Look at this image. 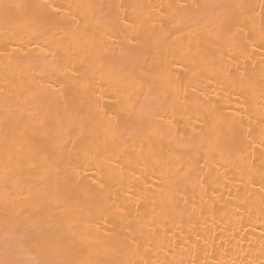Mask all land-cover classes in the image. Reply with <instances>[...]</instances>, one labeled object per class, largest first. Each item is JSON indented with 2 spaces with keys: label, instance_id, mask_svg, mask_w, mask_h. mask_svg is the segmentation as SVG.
Here are the masks:
<instances>
[{
  "label": "snow or ice",
  "instance_id": "snow-or-ice-1",
  "mask_svg": "<svg viewBox=\"0 0 264 264\" xmlns=\"http://www.w3.org/2000/svg\"><path fill=\"white\" fill-rule=\"evenodd\" d=\"M0 20V59L27 58L39 75L0 89V130L28 153L0 173V264H226L208 259L220 189L230 201L239 177L264 196V0H0ZM97 125L103 153L87 131ZM177 217L190 226L180 259L162 232Z\"/></svg>",
  "mask_w": 264,
  "mask_h": 264
},
{
  "label": "bare ground",
  "instance_id": "bare-ground-1",
  "mask_svg": "<svg viewBox=\"0 0 264 264\" xmlns=\"http://www.w3.org/2000/svg\"><path fill=\"white\" fill-rule=\"evenodd\" d=\"M9 4H31L37 3L39 0H5ZM57 2H80V0H57ZM91 2L100 3H157L159 0H91ZM257 3L260 0H256ZM15 23L21 21L22 13L19 10H13L12 12ZM259 20H257V26ZM4 43V32L2 20H0V45ZM15 46V45H13ZM25 52L28 56L33 55H47V52H38L36 48L29 45ZM23 55V54H22ZM121 55L120 47H114L109 49L108 58L115 61ZM35 76L39 79L38 73H29V62L27 58L21 61L19 64L11 63L7 64L3 59H0V89L5 91L16 90L19 91L20 85L26 81L29 76ZM35 87V86H34ZM222 102L221 107L224 109L225 114H235L238 111V105L235 98H229L221 94ZM105 104H112L113 99L111 94L105 96ZM246 115V113L244 114ZM3 121V112L0 111V125ZM245 126H247V119L244 120ZM89 133L94 132V143L100 147L101 153H103L104 144V129L100 126H92L87 129ZM27 151L24 149L23 140L19 134H14L11 130H8L7 135L5 131L0 130V173L5 170L6 165L14 164L15 161L24 157L27 158ZM211 163V162H210ZM91 167V165H88ZM224 171L223 168L220 169ZM230 177L232 173L228 174ZM239 177L233 181V184L227 185L231 188V199L225 188L220 190L225 192L224 199L217 205L218 211L215 214V219L209 220V228L214 229L213 234L220 237L214 244L209 246L208 259L212 260L223 259L226 264H232V261H236V264H242V262L255 260L259 264L260 259H264L261 256V245L264 244V219L261 218L262 211H264V205L261 200L264 198L260 193L259 187L252 188L251 186L245 190L243 183L238 182ZM239 189V191H237ZM225 201H229L225 205ZM224 211H219V209ZM9 217L5 215L3 209V198L0 195V240L3 239V235L6 232V220ZM78 227V226H77ZM189 225L186 222H181L179 217L175 220H166L163 222V229L167 231V234L163 237L166 241H171V247L175 249L176 259L181 258V253H184L187 245L184 248H180L179 245L184 243V237H187L189 231ZM107 230V229H106ZM197 231H203L202 227L198 225ZM175 233V235H173ZM115 241L104 242L100 244L94 251L97 253L96 258L103 259L110 245ZM221 243H223V249H221ZM226 250V254L221 255L222 251ZM203 258V253L200 254ZM81 259H90L87 254L80 256ZM161 259H172V255L168 254V248L165 247L160 252ZM187 260V255L183 257Z\"/></svg>",
  "mask_w": 264,
  "mask_h": 264
}]
</instances>
